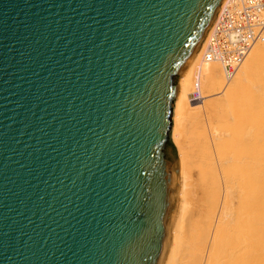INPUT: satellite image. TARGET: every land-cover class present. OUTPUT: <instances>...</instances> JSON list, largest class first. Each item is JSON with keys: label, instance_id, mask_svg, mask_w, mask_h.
Masks as SVG:
<instances>
[{"label": "water", "instance_id": "obj_1", "mask_svg": "<svg viewBox=\"0 0 264 264\" xmlns=\"http://www.w3.org/2000/svg\"><path fill=\"white\" fill-rule=\"evenodd\" d=\"M224 0H0V264H165L179 79Z\"/></svg>", "mask_w": 264, "mask_h": 264}, {"label": "bare ground", "instance_id": "obj_2", "mask_svg": "<svg viewBox=\"0 0 264 264\" xmlns=\"http://www.w3.org/2000/svg\"><path fill=\"white\" fill-rule=\"evenodd\" d=\"M241 7L224 0L179 79L172 138L183 179L165 264H264V27L231 68L207 53L221 13Z\"/></svg>", "mask_w": 264, "mask_h": 264}, {"label": "built area", "instance_id": "obj_3", "mask_svg": "<svg viewBox=\"0 0 264 264\" xmlns=\"http://www.w3.org/2000/svg\"><path fill=\"white\" fill-rule=\"evenodd\" d=\"M234 5L242 3L240 10L223 11L220 15L218 32L212 37L208 48V59L212 57L226 60V66L232 67V59L237 58L245 49L244 42L252 37L255 29L264 27V18H260V11L264 9V0H233ZM235 45L238 49L228 52L227 48ZM195 98V97H194Z\"/></svg>", "mask_w": 264, "mask_h": 264}]
</instances>
